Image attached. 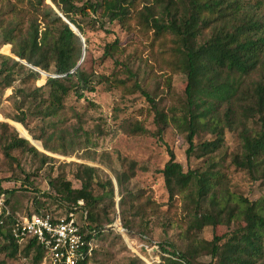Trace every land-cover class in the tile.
<instances>
[{
	"label": "trees",
	"instance_id": "1",
	"mask_svg": "<svg viewBox=\"0 0 264 264\" xmlns=\"http://www.w3.org/2000/svg\"><path fill=\"white\" fill-rule=\"evenodd\" d=\"M155 1L156 9L145 0H102L90 4H79L77 0H50L51 3L7 0V7H0V47L9 44L11 55L0 53V113L22 125L44 150L74 154L79 133L86 141L90 140L89 134L81 125L72 133L52 125L49 120L64 108L70 94L79 100L85 92L95 90L92 71L81 74L90 56L89 49L84 46L88 41L86 28L103 29L104 25L89 12L97 13L101 9L108 21H117L127 32L132 31L133 24L139 26L142 33L151 31V44H157L159 48L157 60L161 61V70L185 77L184 99L166 111L159 109L136 74L125 66L126 77L112 75L103 77L102 81L122 93L138 92L145 96L154 111L156 129L150 133L141 120L133 117L121 120L118 129L132 136L151 134L159 141L168 125L183 132L188 144L186 158L200 161L199 165L184 170L173 150L166 148L169 158L158 172L167 191V203L182 196L187 200L193 218H204L217 226L228 213L242 223L236 230L213 235L207 264H264V194L250 200L232 191L216 155L223 146L226 131L235 132L241 147L231 163L246 170L264 186V0ZM172 7L183 20L181 29L170 15ZM83 19H87L86 25ZM70 24L77 28L79 35ZM117 43L115 40L106 45L104 56L111 54L110 50ZM91 60L93 65L94 58ZM41 71L49 75L42 85L36 86ZM253 73H257V78L249 80ZM16 82L21 86L14 87ZM6 89H10L11 94L4 97ZM11 96L15 99L14 111H5L4 104ZM77 118L80 121L81 115L77 114ZM31 121H35L33 127ZM250 121L257 122L259 129H249L247 123ZM200 130L210 133L212 138L197 146L194 137ZM196 147L198 152L194 154ZM0 150L11 160H15L12 152L16 150L38 157L41 165L53 160L5 121H0ZM84 159L103 164L89 153L84 154ZM74 165L73 177L79 186L73 187L65 177H56L48 182L54 196L45 194L49 199L65 203L68 208L63 213L53 212L48 210L45 201L34 197L35 210L28 215L57 217L82 200L86 210L82 233L86 242H92L105 225L113 222L109 210L115 207L116 186L121 194V225L130 241L150 247L156 245V256L160 257L158 264H199L197 258L208 241L197 237L189 239L184 249L177 252L173 244L159 245L150 239L147 219L160 212L151 194L129 192L126 210L123 193L128 190L127 184L133 176L130 171L118 172L106 166L113 174L114 185L101 168L83 163ZM101 173L105 180L100 178ZM1 181L0 197L5 198L6 193H13L14 189L3 188ZM5 201L7 203V199ZM160 214L162 212L157 215ZM9 223L0 225V239L5 240L0 250L14 258L23 241L10 235ZM135 228L140 232L138 235H134ZM192 228L202 227L190 226L187 231ZM25 242L20 250L23 256H31L33 264H45L44 247L35 238ZM137 248L139 253L146 250L140 245ZM94 253L93 249L92 256H86L85 262L92 264ZM127 264L147 263L133 256Z\"/></svg>",
	"mask_w": 264,
	"mask_h": 264
},
{
	"label": "rangeland",
	"instance_id": "2",
	"mask_svg": "<svg viewBox=\"0 0 264 264\" xmlns=\"http://www.w3.org/2000/svg\"><path fill=\"white\" fill-rule=\"evenodd\" d=\"M47 3L49 0H45ZM79 4H90L102 0H77ZM149 1V5L155 6V0ZM145 5V4H142ZM0 7H7V0H0ZM90 16L102 22L103 29L86 28V37L88 38L86 46L89 49L90 56L94 58L92 65L91 57L85 62L82 75L93 73L92 81L94 83L93 92H85V96L77 99L70 94L65 100L63 109L50 117L52 125L66 129L73 133V130L81 125L90 137V140H84V136L79 133L78 147L74 154L62 155L52 153L42 149L38 140H33L22 125L5 118L0 113V121H5L15 127L19 135L27 138L37 149L53 158L51 162L44 165L40 164L38 157L30 153H21L13 151L15 160H11L3 155L0 150V179L1 186L5 189H14L13 193H6L5 199L11 210L16 216H26L34 212L35 206L32 199L37 197L45 201L48 210L63 213L68 207L58 199H49L45 194L54 196V191L50 188L48 182L56 177H65L72 182L73 187H78L79 182L73 177L76 171L74 163H83L101 168L109 175L115 185L113 174L107 167L121 172L130 171L133 176L128 182L127 191H125V208H129V192H145L151 194L160 208L159 214L148 217V235L150 239L160 244H173L177 252L184 249L189 239L202 238L208 241L201 254L197 258L199 264H207L210 261L208 249L211 245V239L214 234L221 235L225 232L236 230L241 226V222L235 220L227 213L220 224L213 226L209 220L204 218L196 219L192 217L190 206L187 200L180 196L176 201L168 204V195L164 187L162 175L158 172L169 156L166 148L173 150L176 160L180 162L183 169L199 165L198 159L193 157L186 158L185 150L187 142L185 134L178 131L172 125H168L161 141L151 134L146 135H127L118 129L121 120L126 118H136L141 120L150 133L156 129L154 123V111L145 96L140 93L125 94L116 88H112L107 81H102L103 77L112 75L120 78L126 77L124 67L128 66L138 77L145 90L154 99L157 107L166 111L172 105L184 99L182 88L185 85V77L180 73H171L162 69L161 61H158L157 44H151L152 32L142 33L139 26L133 24L131 32L122 27L117 21H108L99 9L97 13L89 12ZM171 17L175 21L177 28H182L183 20L177 15L175 7H172ZM83 24H87V19H83ZM85 37H83V40ZM118 40L117 45L111 49V54L105 55L106 45L112 44ZM11 46L9 44L0 47V53L11 55ZM49 74L41 71L40 79L35 83L36 86L42 85ZM257 78V73H253L251 79ZM101 79V82H98ZM21 86L15 83L14 87ZM11 94L10 89H6L4 97ZM15 99L11 96L10 100L4 104L5 111H14L12 104ZM81 115V120L77 118ZM35 121L30 122L33 127ZM249 129H259L260 125L255 121L247 123ZM37 129V128H36ZM212 135L206 131L200 130L194 137L195 144L204 140H210ZM240 140L235 132L226 131L225 141L220 150L216 152L217 159L220 160L222 171L229 179V187L237 194L243 195L250 200H255L264 194V186L260 181L252 177L246 170L236 168L231 160L235 153L240 151ZM198 152L196 147L194 154ZM92 154L97 158V162H91L84 159V154ZM19 163V166H17ZM107 166V167H106ZM100 178L105 180V175L100 174ZM95 192H98L96 190ZM121 194L115 186L113 210H109L113 218L111 224L105 225L101 234L92 241V247L95 251L92 264H127L129 257L138 256L134 250L129 248L122 237L119 235L115 221L120 220V201ZM85 209V208H84ZM136 225L138 221H135ZM192 228L189 232L188 227ZM140 233L137 228L134 229V235ZM26 241V240H25ZM25 241L20 245L19 253L14 257H9L5 251L0 250V264H33L31 256L24 257L20 251ZM5 240L0 239V246ZM139 241H133L132 246L138 252ZM157 250H141L147 262H160Z\"/></svg>",
	"mask_w": 264,
	"mask_h": 264
},
{
	"label": "built area",
	"instance_id": "3",
	"mask_svg": "<svg viewBox=\"0 0 264 264\" xmlns=\"http://www.w3.org/2000/svg\"><path fill=\"white\" fill-rule=\"evenodd\" d=\"M83 206V201L80 200L71 210L57 217L36 213L16 216L5 198L0 197V225L10 221L9 233L20 241L35 238L46 250L45 264H89L85 262V257L92 256L93 247L92 242H86L82 233L86 218V210ZM114 224L125 244L142 256L133 248V241L128 239L127 231L120 220L115 221ZM139 245L147 250H158L156 245L151 247L143 243Z\"/></svg>",
	"mask_w": 264,
	"mask_h": 264
},
{
	"label": "water",
	"instance_id": "4",
	"mask_svg": "<svg viewBox=\"0 0 264 264\" xmlns=\"http://www.w3.org/2000/svg\"><path fill=\"white\" fill-rule=\"evenodd\" d=\"M48 3H51L50 2V0H49V2ZM70 27L73 29V31L75 32V33H77L78 35H79V32H78V30H77V28H75V26L74 25H72V24H70ZM79 63H80V61H79ZM12 121V120H11ZM25 139H27V138H25ZM28 140V139H27ZM30 143H31V141L30 140H28ZM32 144V143H31ZM33 145V144H32ZM36 147V146H35ZM37 148V147H36ZM43 149V148H42ZM115 225V224H114ZM140 257H142L145 261H146V263L147 264H149L148 262H147V260H146V258L145 257H143V256H140Z\"/></svg>",
	"mask_w": 264,
	"mask_h": 264
},
{
	"label": "bare ground",
	"instance_id": "5",
	"mask_svg": "<svg viewBox=\"0 0 264 264\" xmlns=\"http://www.w3.org/2000/svg\"><path fill=\"white\" fill-rule=\"evenodd\" d=\"M149 264H156L154 261L151 260V262H148Z\"/></svg>",
	"mask_w": 264,
	"mask_h": 264
},
{
	"label": "crops",
	"instance_id": "6",
	"mask_svg": "<svg viewBox=\"0 0 264 264\" xmlns=\"http://www.w3.org/2000/svg\"><path fill=\"white\" fill-rule=\"evenodd\" d=\"M21 216V215H20Z\"/></svg>",
	"mask_w": 264,
	"mask_h": 264
}]
</instances>
